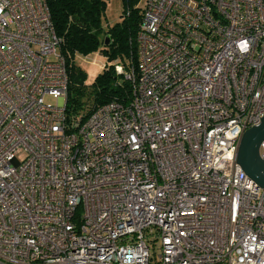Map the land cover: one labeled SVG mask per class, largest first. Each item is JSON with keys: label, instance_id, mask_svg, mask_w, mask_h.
Wrapping results in <instances>:
<instances>
[{"label": "built area", "instance_id": "2783aa9c", "mask_svg": "<svg viewBox=\"0 0 264 264\" xmlns=\"http://www.w3.org/2000/svg\"><path fill=\"white\" fill-rule=\"evenodd\" d=\"M142 7L130 101L75 121L46 0H0V264H264V0Z\"/></svg>", "mask_w": 264, "mask_h": 264}, {"label": "trees", "instance_id": "16d2710c", "mask_svg": "<svg viewBox=\"0 0 264 264\" xmlns=\"http://www.w3.org/2000/svg\"><path fill=\"white\" fill-rule=\"evenodd\" d=\"M106 1L46 0L55 34L62 42L60 53L70 65L71 83L66 113L71 120L84 119L95 108L111 101L128 103L131 98V84L126 81L125 75L137 67L136 36L143 0H121L120 21L104 30L101 18ZM96 52L107 61L102 72L90 88L75 84V77L82 71L75 64L74 56ZM116 65L122 67L121 74L116 73Z\"/></svg>", "mask_w": 264, "mask_h": 264}, {"label": "water", "instance_id": "95a60500", "mask_svg": "<svg viewBox=\"0 0 264 264\" xmlns=\"http://www.w3.org/2000/svg\"><path fill=\"white\" fill-rule=\"evenodd\" d=\"M105 45H108V43L105 42ZM84 81L85 75L82 73L74 79V83L77 85H83ZM263 141L264 117L261 119L259 125L244 132L236 154V164L261 189H264V162L259 156V148Z\"/></svg>", "mask_w": 264, "mask_h": 264}, {"label": "rangeland", "instance_id": "374dc122", "mask_svg": "<svg viewBox=\"0 0 264 264\" xmlns=\"http://www.w3.org/2000/svg\"><path fill=\"white\" fill-rule=\"evenodd\" d=\"M121 13V0H107L106 8L101 18L103 29L106 30L108 27H112L114 24L118 23L120 21ZM106 62L105 57L99 55L98 52L87 56L79 54L75 56V64L81 69L82 74L85 75V81L83 83L85 87L90 88L96 77L102 72L103 66ZM45 102L47 104H54L56 101L53 97L48 96Z\"/></svg>", "mask_w": 264, "mask_h": 264}]
</instances>
